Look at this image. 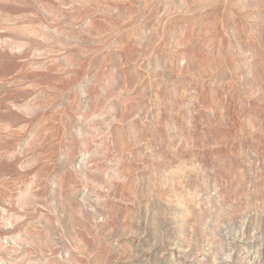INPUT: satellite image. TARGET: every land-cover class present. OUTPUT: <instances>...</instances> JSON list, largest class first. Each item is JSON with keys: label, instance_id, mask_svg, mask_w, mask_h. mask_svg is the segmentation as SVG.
<instances>
[{"label": "rangeland", "instance_id": "1", "mask_svg": "<svg viewBox=\"0 0 264 264\" xmlns=\"http://www.w3.org/2000/svg\"><path fill=\"white\" fill-rule=\"evenodd\" d=\"M0 264H264V0H0Z\"/></svg>", "mask_w": 264, "mask_h": 264}]
</instances>
